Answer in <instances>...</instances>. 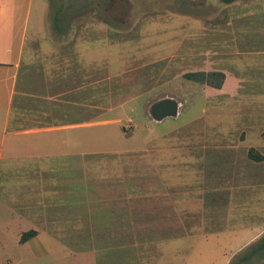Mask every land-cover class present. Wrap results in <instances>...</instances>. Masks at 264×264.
I'll use <instances>...</instances> for the list:
<instances>
[{
    "label": "rangeland",
    "instance_id": "1",
    "mask_svg": "<svg viewBox=\"0 0 264 264\" xmlns=\"http://www.w3.org/2000/svg\"><path fill=\"white\" fill-rule=\"evenodd\" d=\"M217 1H33L31 29L35 22L46 24L44 42L59 43L54 17H67L64 30L71 34L61 42L81 46L78 58L89 56V93L98 92L102 79L109 94L101 110H89L94 123L88 179L62 181L72 191L64 194L62 206H53L52 196L45 207L26 195L23 164L3 163L0 199L12 201L15 211H0V264H264V232L257 235L264 228V164H246V149L236 150L238 163L231 166L251 165L259 177L249 202L227 205L217 215L199 204L213 188L204 175L229 166L214 155L215 147L264 145L262 101L219 98L213 87L184 76L213 67V18L223 7ZM167 97L178 101L177 115L154 119L150 106ZM240 110L249 116H239ZM115 118L121 122L98 123ZM69 166L63 164V172ZM23 208L33 216L45 214L52 225L24 227L12 218ZM219 221L230 234L204 237ZM31 228L39 236L22 243L19 236ZM96 230H108V236L93 234ZM125 231L135 233L131 240L121 236ZM106 236L120 243L142 240L135 249L139 255L117 243H97Z\"/></svg>",
    "mask_w": 264,
    "mask_h": 264
},
{
    "label": "crops",
    "instance_id": "2",
    "mask_svg": "<svg viewBox=\"0 0 264 264\" xmlns=\"http://www.w3.org/2000/svg\"><path fill=\"white\" fill-rule=\"evenodd\" d=\"M33 1L0 0V176L3 163H22V188L26 195L37 197L45 207L50 202L46 197L52 196L50 203L62 206L64 194L71 191L62 181L88 179L89 124L94 123L89 122V110L102 109L109 88L99 79L98 92L89 93V56L82 60L77 57L81 46L61 42V37L71 34L64 30L67 17L61 20V13L54 17L57 20L54 36L60 39L59 43L44 42L47 41L46 24L35 22L31 29ZM217 2L223 7L213 18V67L201 70L225 74L222 87L213 88L216 97L262 101L260 114L264 117V0ZM38 40L42 42L36 43ZM244 113L240 110L237 114L249 116ZM100 122H121V119ZM241 144L229 142L215 147L214 155L229 166L222 172L215 169L213 174L204 175V179L213 182V188L203 194L205 199L199 204L205 205L207 212L213 215L226 213L227 205H246L254 181L259 179L251 165L241 169L231 165L238 163L235 151L244 148L245 163L264 164V159L254 161L248 157L251 147L264 156V145ZM219 150L227 151L222 155ZM47 163L58 166H45ZM63 164L71 166L63 172ZM261 177L264 180V174ZM224 180L230 181V187H220ZM8 201L0 199V211H15L10 204L12 201ZM12 218L24 222V227L27 223H41L42 227L52 225L47 223L45 214L33 216L24 208ZM221 222L211 225L216 228L204 237L230 234L227 230L231 228ZM31 229L37 233L22 243L39 236V230ZM263 232L264 228L258 230L257 235ZM255 237L256 234L245 243Z\"/></svg>",
    "mask_w": 264,
    "mask_h": 264
},
{
    "label": "trees",
    "instance_id": "3",
    "mask_svg": "<svg viewBox=\"0 0 264 264\" xmlns=\"http://www.w3.org/2000/svg\"><path fill=\"white\" fill-rule=\"evenodd\" d=\"M220 1L223 3L229 4V3H233V2L239 1V0H220ZM184 76L190 80H193L195 82H199L201 84H206V85L211 86L213 88H221L223 85V82L225 80V74L223 72L214 71V70H210V71H204V70L189 71V72H186L184 74ZM248 157L254 161H262L264 159V156L255 147H251L249 149ZM110 214H112V212L109 213V215ZM120 226H122V225H120ZM109 230L113 231V229H110V228H109ZM107 232H108V230L105 232H102V230H96L93 234L99 235V236H101V235L105 236V235H107ZM36 233H37V231L35 229H30L28 231H25L22 234L20 241L26 242L29 238L34 236ZM122 234L123 235H121V236H123V237L125 236L124 238L128 237L131 240L132 239L131 236H133V234H135V233L131 232V231L130 232L125 231ZM149 235L151 236V233ZM107 236L104 237V239L101 242H97V243L104 245V246L105 245L110 246L111 244L117 243V247H120L121 249H123V247L128 248L130 251H128L127 253H132V254H134L135 249H138L139 247H141V244L143 243L142 240H135V239H133V242L131 241L130 243H128L125 241L124 238H123L124 243L123 242L120 243V242H118V240H114V238H111V240H110ZM136 237L139 239L141 238L139 235H136ZM137 246H138V248H137ZM113 249H116L117 252L120 254H125V252H121V250H119L118 248H113ZM139 251H140V249H139ZM135 254L139 255V253H135ZM249 257L250 256H244L243 259L245 260V259H248Z\"/></svg>",
    "mask_w": 264,
    "mask_h": 264
},
{
    "label": "water",
    "instance_id": "4",
    "mask_svg": "<svg viewBox=\"0 0 264 264\" xmlns=\"http://www.w3.org/2000/svg\"><path fill=\"white\" fill-rule=\"evenodd\" d=\"M150 114L156 120H162L167 116H175L178 112V101L171 98H162L150 106Z\"/></svg>",
    "mask_w": 264,
    "mask_h": 264
}]
</instances>
